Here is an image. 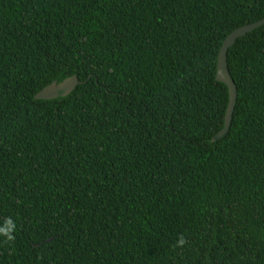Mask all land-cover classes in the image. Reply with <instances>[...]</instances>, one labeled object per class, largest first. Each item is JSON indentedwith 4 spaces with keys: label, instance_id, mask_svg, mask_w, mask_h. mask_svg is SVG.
Instances as JSON below:
<instances>
[{
    "label": "trees",
    "instance_id": "16d2710c",
    "mask_svg": "<svg viewBox=\"0 0 264 264\" xmlns=\"http://www.w3.org/2000/svg\"><path fill=\"white\" fill-rule=\"evenodd\" d=\"M261 20L264 0H0V264H264V25L228 52L213 141L220 51Z\"/></svg>",
    "mask_w": 264,
    "mask_h": 264
},
{
    "label": "water",
    "instance_id": "95a60500",
    "mask_svg": "<svg viewBox=\"0 0 264 264\" xmlns=\"http://www.w3.org/2000/svg\"><path fill=\"white\" fill-rule=\"evenodd\" d=\"M263 25L264 20H261L259 22L249 24L237 29L228 36L222 46L218 62L217 80L221 83H224L229 88L230 101L225 116V126L223 130L214 137V142L220 141L228 135L232 126L233 116L238 99L237 87L228 69V52L234 46L238 39L245 37L247 34L262 27ZM80 84L81 81L79 80V78L77 76H72L60 83H52L51 85L43 89L39 94H37L35 99L54 100L68 97Z\"/></svg>",
    "mask_w": 264,
    "mask_h": 264
},
{
    "label": "clouds",
    "instance_id": "9594fccd",
    "mask_svg": "<svg viewBox=\"0 0 264 264\" xmlns=\"http://www.w3.org/2000/svg\"><path fill=\"white\" fill-rule=\"evenodd\" d=\"M15 231V225L9 222V226L7 228H0V235L7 236L8 239H13V232ZM185 239L183 237H180L177 241V244L179 246H182L185 244Z\"/></svg>",
    "mask_w": 264,
    "mask_h": 264
}]
</instances>
